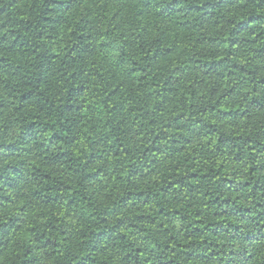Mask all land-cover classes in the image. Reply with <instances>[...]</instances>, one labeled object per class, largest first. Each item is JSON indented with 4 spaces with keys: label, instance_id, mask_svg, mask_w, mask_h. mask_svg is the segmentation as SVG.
<instances>
[{
    "label": "trees",
    "instance_id": "obj_1",
    "mask_svg": "<svg viewBox=\"0 0 264 264\" xmlns=\"http://www.w3.org/2000/svg\"><path fill=\"white\" fill-rule=\"evenodd\" d=\"M0 264H264V0H0Z\"/></svg>",
    "mask_w": 264,
    "mask_h": 264
}]
</instances>
